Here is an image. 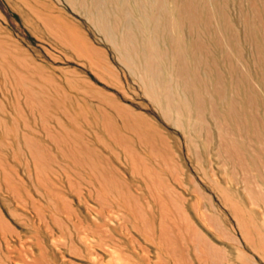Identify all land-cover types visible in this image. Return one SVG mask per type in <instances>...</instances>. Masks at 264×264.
Masks as SVG:
<instances>
[{"label": "rangeland", "instance_id": "rangeland-1", "mask_svg": "<svg viewBox=\"0 0 264 264\" xmlns=\"http://www.w3.org/2000/svg\"><path fill=\"white\" fill-rule=\"evenodd\" d=\"M74 31L97 51L94 59H103L111 69L116 88L101 84L77 60L71 43ZM13 74L18 75L17 85ZM4 80V90L13 88L5 92L0 86V105L5 108L0 118H7L8 143L24 132V118L35 131L48 123L52 134L62 135L46 116L41 121L40 108L33 117L24 111L21 89L32 91L34 103L52 97L85 132V119L91 117L84 109L81 115L79 102L67 100L74 101V96L66 87L85 82L150 121L166 139L173 160L167 174L156 162L164 156L158 142L143 148L128 144L142 159L134 166L138 177L131 165L114 162L95 146L109 158L127 191L119 196L109 189L103 203L92 202L73 178L76 191L64 190V197L74 213L71 218L56 215L63 223L60 230L53 226L42 189L36 193L33 178L25 175L27 168L33 176V167L19 140L20 165L8 152L5 163L14 168L22 187L15 196L0 183V218L9 230H0V264H170L158 246L154 194L184 201L182 210L199 234H185L177 264H264V0H0V83ZM151 91L157 102L151 100ZM15 101L24 112L22 119L10 107ZM66 128L69 142L76 144L77 131ZM40 135L35 137L46 141ZM23 191L37 206H30ZM36 209L45 215L37 217ZM169 214L174 216L172 209ZM206 218L217 232L209 229Z\"/></svg>", "mask_w": 264, "mask_h": 264}, {"label": "bare ground", "instance_id": "bare-ground-1", "mask_svg": "<svg viewBox=\"0 0 264 264\" xmlns=\"http://www.w3.org/2000/svg\"><path fill=\"white\" fill-rule=\"evenodd\" d=\"M71 34H72L71 35L72 48L75 51V54H76L75 57L77 56V60H79V61L81 60V62H83L82 64H84L90 70L92 75L95 76L97 81H99L101 84H104L106 86H110L112 88H116L114 83H112L110 81L111 80L110 77L113 73H112L111 69L107 66L105 61L103 59H101V61L99 62L96 59H94L95 55H97V51L93 47H90L88 42L86 45L84 43V41H82L80 38L78 39V37H75L74 35L78 34L77 32L74 31ZM177 44L179 46V42ZM175 46H177V45H175ZM177 48H179V47H176V50H178ZM145 60L143 59L142 61H145ZM150 61L151 60H149V62ZM142 66H144V65H142ZM105 68H106V70L108 69L110 76H105L104 72L108 73L107 71H102ZM149 73H150L151 77L153 78L152 73L151 72H149ZM14 76H15V85H17L16 80H17L18 75L15 74ZM144 77L146 79L148 78V77H146V72H145ZM231 79H232V77H231ZM153 80H154V78H153ZM153 80L151 79V81H153ZM33 82L34 81H32L31 84H33ZM231 83H232V81H231ZM5 84H7V81H5V80H4V84L0 83L1 89L4 90V88L6 87ZM31 84H30V86H31ZM82 86L80 87L78 85H75V83H68L66 87L68 90L67 92L73 94V96H74V101L70 100V99H67V100L70 101L71 104H73V105H75L74 103L79 102L82 106H76V107L81 112V115L84 116L83 112H82L84 109L85 110L84 112L87 113V117H89V116L91 117L90 118L91 120L85 119L83 117L86 120L85 121V123H86L85 132L79 130V127L76 126L77 125L76 122L70 116L71 114L68 113L66 110L62 109L61 105L56 100H53L52 97L49 98L50 100L47 98L44 99V97H43L44 100L41 98L42 102L39 100L40 102L34 103L35 101L31 97L32 91H30L29 89H28V91H26L25 89H21L23 91L22 92L23 94L20 92L24 97V102H23L24 103V111H26L28 114L31 115V117H33V116H35L33 114L34 111L37 110L36 107L40 108L39 114H40L41 121H46L47 119H48L47 121L50 120L52 122L51 123L52 126H54L53 128L59 127V130L62 132L63 136L61 134L60 135L52 134L48 130V129H50V128H48L50 126L46 125L48 123L40 124L41 130L35 131L34 127L32 128L29 125H27L25 118H24V122H22L23 126L21 127L24 129V132H21L20 134H15V135L11 136V142L12 143L9 140H8L9 141V143H8V142H6L7 139H5L8 134H7L6 130L4 129L6 127V124H7V123L5 124L7 118H5V116H2L3 119L0 118V183L2 182L3 187H5V189L10 191V193L13 195H15V193H17L16 190L18 191V190H20L19 188L22 187L23 183H22V181H20L17 178V174H16L14 168L13 169L10 167L8 168V166L5 163V160H6L5 154L8 152V154L10 155L11 161H14L15 163H17L16 166L20 165L19 164V163H21V162H19L20 159H19V161H17V158H18L19 154L21 153L20 152L21 149H19L20 146L18 147V143L21 141L22 142L21 146H23L22 148H24L25 153L28 154V157H29L30 162H31L32 167H33V176H31V174L28 172L27 168H24V170H26L25 175L28 178H31V177L33 178L34 183L32 181L31 184L34 186V190L36 191V193H39V191H37V189H39V188L42 189L41 195L43 194V198L46 201V202L45 201L44 202L47 203L46 210L48 209L49 210L48 212H50V218L52 219L51 221H53L52 223L54 224L53 226L57 227L58 229L60 228V230L63 228L62 227L63 223L62 222H61L62 224L60 223L61 220L57 219L56 215L63 213L67 217H70L74 213V212H72V208L69 205L70 203H68L64 197V195H66V194H64V190L70 192V194L72 193V191H76L75 185L77 186V184L74 185V181L77 183L81 182L79 184V186L82 184L83 187L86 188V191H87V192H85L86 197H87V199H89L92 202L93 201L94 202H99V201L102 202L101 199L103 198V196H105L106 194L109 193L108 192L109 189L116 191L119 196L124 195L123 192L127 191L126 190L127 189L126 183L121 179V177H119L120 176L119 173L112 166L109 158H107L105 155H103L101 153V151H99V149L96 147L101 148L107 154H109L110 158H112V160L114 162H116L118 164L124 163V164L131 165L132 171H133L132 172L133 176L134 175L138 176V174H135L137 171H135L134 166L137 163L139 164L142 159L138 157L136 152H132L133 149L128 144H134V147H136V145H137L138 147L143 148V147H148V146L150 147V145L153 144L154 142H158L160 144V146L163 148L162 150H163L164 156L163 157H157V159H156L157 165L160 166L162 169H164V171H166L167 174L171 173V171H172L170 166L168 165L169 163L172 162L170 160V159H172V157H170V153H171L170 149L171 148L170 149L168 148V144H167L166 139L164 138L163 135H161L159 133L158 129H155L153 127V124L150 121L148 122V120H146L142 116L135 114L131 109L121 106L123 104L119 103L118 100H116V98H113L114 96L105 94L104 92L95 89V87L92 88L85 82L83 83ZM263 86H264V83H263ZM38 87H39V85H38ZM16 88H18V86ZM9 89H13V88H9ZM232 89H233V87H232ZM5 90H7V89H5ZM58 92H59V90L55 89V93H58ZM20 93H18V94H20ZM151 93L153 94L152 91H151ZM151 93H150L151 100H154V102H157V101H155V98L157 96L154 97L155 93L153 95ZM219 93L220 92L218 91V94L216 93V95L219 96ZM34 95H35V93H34ZM37 95H38V93L34 96V98ZM17 97H16V95H14L15 99ZM36 99H40V98L36 97ZM51 99H52V101H51ZM224 99H220V100L224 101ZM231 100L232 99H230V101H229V99H228L230 104H231ZM16 101H18V100L16 99ZM16 101L14 103L11 102L10 107L12 108L13 113H15V115H17V116L19 115L18 117L22 119V117H24V115H23L24 112H23V114L21 113L20 110L22 108L20 109L19 103ZM167 101H170V100H167ZM231 105L232 106H230V107L232 109L233 105L235 106V104H233V102H232ZM2 107L3 106L0 105V111H1L0 114L1 115L3 114L2 112L5 110V108L2 109ZM25 108H26V110H25ZM46 108L50 109V111L54 112L55 115L54 114H48L47 113L48 111L46 110ZM167 108H169L168 102H167ZM197 108H198V106H197ZM197 108H196V110H197ZM202 108H200V109L203 111L204 108L203 109ZM200 109H198V110H200ZM214 110H216V109H214ZM214 110H213V112H214ZM176 112L179 114V111H176ZM198 112H201V111H198ZM231 112H233V111H231ZM231 112H228V113H231ZM56 113H58L60 115V117H58ZM215 113L216 112H214L215 118H217L216 114L218 112L216 114ZM228 113H227V115H228ZM234 113L236 114V111ZM234 113H232V114L234 115ZM45 116L47 117L46 120H44ZM9 117L12 118V116H9ZM212 119H213V117H212ZM233 119H235V118L233 117ZM13 120L16 121L15 119H13ZM197 120H199V118ZM215 120L217 122V119H215ZM10 121H9V123H10ZM32 121H33V119H32ZM240 121H241V119H240ZM35 123H36V121H35ZM198 123H200V122H198ZM201 123H202V121H201ZM12 124L14 125V123H12ZM66 126L77 131V133H78V138H76V139H78V142L74 145L71 142H69L70 136H69V131L67 130ZM35 127H37V126H35ZM179 127H181V126H179ZM39 129H37V130H39ZM51 130L53 132L56 131L55 129H51ZM59 130H57V131H59ZM219 131H220V129H219ZM100 133L103 135L104 138H106L108 140V142H103L100 139V136L98 135ZM40 134L42 135V139L46 138V141L41 140V138H39V139L36 138ZM231 150H233V149L231 148ZM18 151H19V153H18ZM22 154L25 155L23 153V151H22ZM230 155H232V154H230ZM238 155H237V157H238ZM171 156H173V155H171ZM25 164L27 165V162ZM52 164L53 165L56 164V166H57L56 169L54 167L50 166ZM172 166L173 165H171V167ZM27 167H28V165H27ZM73 178H76V180H74ZM175 183H176L177 187L179 186L180 188L181 187L183 188L182 181L176 180ZM31 189H33V188L31 187ZM35 191H34V193H35ZM23 192L25 193V194L24 193L23 194L26 195V199L28 201H30V206L35 207L36 204H33V201H32L33 199H31L32 196L30 194H28L29 192L28 191H23ZM15 196H13V197H15ZM125 197L127 198L128 196H125ZM152 197H153L154 202H156L155 208L158 209L159 220H160L159 227H158L159 233L157 234L159 237L158 238V241H159L158 246H160L159 249L162 250V252L165 255L168 254L169 257H167V259H169L170 264H177V262H175V260L178 257V254L182 253V250L180 248H181V245L183 243H185V241H186L184 239L185 234L188 233L189 231H192L195 234H198L197 228L192 226V223L189 221L188 216L186 214H184V212H183L184 210H182V204L184 201H181L180 199H178L175 202H173L172 200L170 201L169 195H168L169 199H167V197L164 196V198L167 199V201H165V202L162 200L164 198H162V196H161L162 199H160V196L158 194H154V195H152ZM123 201H124V199H123ZM18 202L19 201L17 200V203ZM96 204H98V203H96ZM44 207H43V210H44ZM36 208H38V207H36ZM169 209L173 210L174 216L169 214ZM35 211H36L37 217L42 218L43 215H45L42 213V211H39L38 209H36ZM76 215L77 214L75 213V216ZM98 216L99 217L102 216V213L98 214ZM103 216H104V213H103ZM89 217H90V215H89ZM102 218H104V217H102ZM196 218H198V217H196ZM235 218H237V217H235ZM1 219L2 218H0V230L8 232L9 230L7 229L6 224ZM68 220H70V219L68 218ZM167 220H169V223H171L172 226L175 227V229H176L175 230L176 235L174 237L171 236L172 232L170 231L171 230L170 228H172V227H170L168 224H166ZM46 221H48V220H46ZM66 221H67V219H66ZM70 221H68V222H70ZM100 221L102 223L103 220H100ZM205 221H206V224L209 227V229H214V232H217V226H212V224L210 223L212 221L209 222L208 218H206ZM202 222H199V223H202ZM70 223H72V222H70ZM66 225H67V223H66ZM214 225H215V223H214ZM46 226H48V224ZM96 226L94 228H96ZM72 227L74 228V226H72ZM44 231H46V230L44 229ZM50 231H51V229H50ZM65 231H62V232L65 233ZM90 231H91V229H90ZM211 232H213V231H211ZM213 234H215V233H213ZM259 237L261 238L260 235H259ZM262 240L264 241V238ZM247 241H248V239H247ZM261 243H262V241H261ZM263 243L261 245L262 247L264 245ZM182 247H184V245ZM251 250H253V249H251ZM258 251H257V253L255 251L254 252L256 254H258ZM239 252H241V251H239ZM262 252L264 253V251H262ZM240 257L242 258V256H240Z\"/></svg>", "mask_w": 264, "mask_h": 264}]
</instances>
